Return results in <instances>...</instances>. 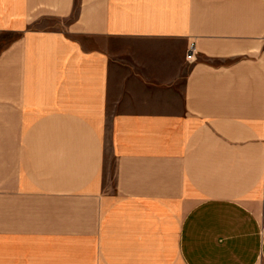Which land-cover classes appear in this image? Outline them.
I'll return each mask as SVG.
<instances>
[{"label":"crops","instance_id":"crops-1","mask_svg":"<svg viewBox=\"0 0 264 264\" xmlns=\"http://www.w3.org/2000/svg\"><path fill=\"white\" fill-rule=\"evenodd\" d=\"M0 264H264V0H0Z\"/></svg>","mask_w":264,"mask_h":264},{"label":"built area","instance_id":"built-area-1","mask_svg":"<svg viewBox=\"0 0 264 264\" xmlns=\"http://www.w3.org/2000/svg\"><path fill=\"white\" fill-rule=\"evenodd\" d=\"M195 53H196V46L194 44V45H191L189 47L187 59L191 60L193 58V56H195Z\"/></svg>","mask_w":264,"mask_h":264}]
</instances>
